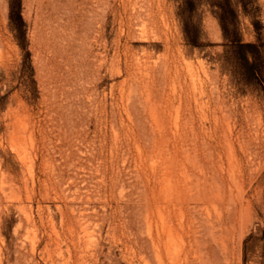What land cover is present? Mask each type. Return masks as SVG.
Instances as JSON below:
<instances>
[{
  "label": "rangeland",
  "instance_id": "rangeland-1",
  "mask_svg": "<svg viewBox=\"0 0 264 264\" xmlns=\"http://www.w3.org/2000/svg\"><path fill=\"white\" fill-rule=\"evenodd\" d=\"M0 264H264V0H0Z\"/></svg>",
  "mask_w": 264,
  "mask_h": 264
},
{
  "label": "bare ground",
  "instance_id": "bare-ground-1",
  "mask_svg": "<svg viewBox=\"0 0 264 264\" xmlns=\"http://www.w3.org/2000/svg\"><path fill=\"white\" fill-rule=\"evenodd\" d=\"M186 114V113H185ZM187 129V128H186ZM191 190V189H190ZM159 210V209H158ZM172 238V237H171ZM177 246V245H176Z\"/></svg>",
  "mask_w": 264,
  "mask_h": 264
}]
</instances>
